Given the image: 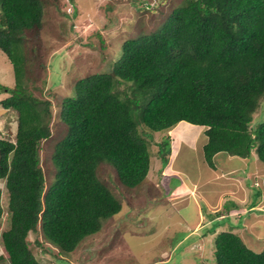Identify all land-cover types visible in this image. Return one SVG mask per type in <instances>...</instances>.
<instances>
[{
    "label": "trees",
    "instance_id": "1",
    "mask_svg": "<svg viewBox=\"0 0 264 264\" xmlns=\"http://www.w3.org/2000/svg\"><path fill=\"white\" fill-rule=\"evenodd\" d=\"M43 13L42 0H0V49L15 79L1 89L8 96L0 104L17 113L15 139H0L9 223L1 232V264H39L29 234L40 232L65 253L99 231L121 209L104 169L120 190L144 183L150 131L186 121L205 127L201 151L209 166L219 152L245 158L255 150L264 164V119L252 124L264 99V0H186L156 29L125 39L109 71L78 78L61 102L67 129L51 152L53 180L40 146L50 135L51 104L22 79V41L41 29ZM157 145L166 163L169 138ZM1 208L0 201V219ZM213 244V264H264V241L255 251L238 232L222 230Z\"/></svg>",
    "mask_w": 264,
    "mask_h": 264
},
{
    "label": "rangeland",
    "instance_id": "2",
    "mask_svg": "<svg viewBox=\"0 0 264 264\" xmlns=\"http://www.w3.org/2000/svg\"><path fill=\"white\" fill-rule=\"evenodd\" d=\"M42 1L41 29L28 30L22 41L27 67L22 79L29 92L51 104L50 135L40 146L42 165L53 180L51 152L67 129L60 119L61 102L73 95L76 80L109 71L125 39L156 29L172 8L186 0ZM152 6L153 11L143 9ZM14 82L12 65L0 49V99L8 96L1 89L13 87ZM16 114L0 104V139H15ZM252 118V124L264 119V99ZM204 129L181 121L169 131H150L144 183L120 190L111 170L104 169L121 201L120 211L102 221L101 229L72 252H61L40 232L29 234L30 249L39 264H213V239L222 230L238 232L249 248L260 250L264 164L255 150L245 158L219 152L213 167L209 166L201 151L207 138ZM165 136L170 143L166 163L156 151L157 142ZM0 190L1 254V232L9 224L4 179H0Z\"/></svg>",
    "mask_w": 264,
    "mask_h": 264
},
{
    "label": "crops",
    "instance_id": "3",
    "mask_svg": "<svg viewBox=\"0 0 264 264\" xmlns=\"http://www.w3.org/2000/svg\"><path fill=\"white\" fill-rule=\"evenodd\" d=\"M236 210H237V209H236ZM217 215H219V214H217ZM217 215H216V217H217ZM225 217H226V216H225ZM225 217H224V218H225ZM224 218H223V219H224Z\"/></svg>",
    "mask_w": 264,
    "mask_h": 264
},
{
    "label": "bare ground",
    "instance_id": "4",
    "mask_svg": "<svg viewBox=\"0 0 264 264\" xmlns=\"http://www.w3.org/2000/svg\"><path fill=\"white\" fill-rule=\"evenodd\" d=\"M172 129V128H171ZM169 131V130H168ZM182 147V146H181ZM177 149V148H176Z\"/></svg>",
    "mask_w": 264,
    "mask_h": 264
}]
</instances>
